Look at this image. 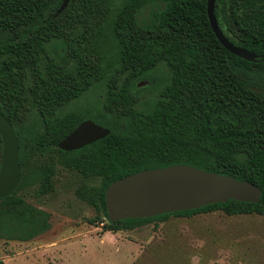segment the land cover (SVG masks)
<instances>
[{
	"label": "trees",
	"instance_id": "obj_1",
	"mask_svg": "<svg viewBox=\"0 0 264 264\" xmlns=\"http://www.w3.org/2000/svg\"><path fill=\"white\" fill-rule=\"evenodd\" d=\"M62 1L0 0V112L19 140L21 170L17 188L0 198V238L29 240L50 227V213L18 191L51 192L57 165L89 180L75 194L106 216L112 232L171 215L264 214V0L215 2L223 33L255 52L254 61L220 43L207 0H69L54 16ZM160 65L167 72L157 74ZM100 84V105L81 102ZM146 88L157 94L142 97ZM85 119L110 133L60 149ZM1 154L0 136V164ZM180 163L248 180L261 197L108 218L104 195L114 180Z\"/></svg>",
	"mask_w": 264,
	"mask_h": 264
},
{
	"label": "rangeland",
	"instance_id": "obj_2",
	"mask_svg": "<svg viewBox=\"0 0 264 264\" xmlns=\"http://www.w3.org/2000/svg\"><path fill=\"white\" fill-rule=\"evenodd\" d=\"M156 72L167 70L160 65ZM104 92L97 85L81 102L92 97L100 105ZM140 94L153 97L157 90L146 88ZM82 181L89 182L57 165L54 190L39 197L35 186L18 191L50 213V227L29 240L0 238L5 264H264V214L214 210L171 215L112 232L104 228L106 216L75 194Z\"/></svg>",
	"mask_w": 264,
	"mask_h": 264
},
{
	"label": "water",
	"instance_id": "obj_3",
	"mask_svg": "<svg viewBox=\"0 0 264 264\" xmlns=\"http://www.w3.org/2000/svg\"><path fill=\"white\" fill-rule=\"evenodd\" d=\"M63 0L54 16L68 4ZM216 0H207L206 10L212 31L232 54L254 61L257 54L234 44L220 28L214 13ZM140 85L143 82L139 83ZM110 130L90 119L79 123L58 142L62 150L81 148L108 135ZM2 154L0 198L11 194L21 179L19 140L10 121L0 112ZM105 207L111 221L147 218L162 213L199 208L234 199L256 203L261 189L245 179L207 171L189 164L143 169L114 180L105 190Z\"/></svg>",
	"mask_w": 264,
	"mask_h": 264
},
{
	"label": "flooded vegetation",
	"instance_id": "obj_4",
	"mask_svg": "<svg viewBox=\"0 0 264 264\" xmlns=\"http://www.w3.org/2000/svg\"><path fill=\"white\" fill-rule=\"evenodd\" d=\"M85 120H87V119H85ZM90 120H91V119H90ZM83 121H84V120H83ZM92 121H93V120H92ZM81 122H82V121H81ZM81 122H80V123H81ZM93 122H94V121H93ZM95 123H96V122H95ZM96 124H98V123H96ZM99 125H100V124H99ZM101 126H102V125H101Z\"/></svg>",
	"mask_w": 264,
	"mask_h": 264
},
{
	"label": "crops",
	"instance_id": "obj_5",
	"mask_svg": "<svg viewBox=\"0 0 264 264\" xmlns=\"http://www.w3.org/2000/svg\"><path fill=\"white\" fill-rule=\"evenodd\" d=\"M101 240H103V239H101ZM28 251V250H27ZM75 264H77V263H75Z\"/></svg>",
	"mask_w": 264,
	"mask_h": 264
}]
</instances>
